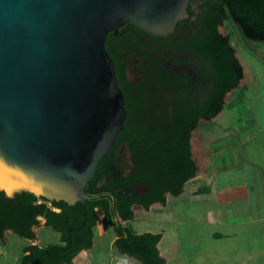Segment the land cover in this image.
Masks as SVG:
<instances>
[{
	"label": "water",
	"instance_id": "1",
	"mask_svg": "<svg viewBox=\"0 0 264 264\" xmlns=\"http://www.w3.org/2000/svg\"><path fill=\"white\" fill-rule=\"evenodd\" d=\"M190 3L0 0V192L7 200L30 193L75 206L89 198L85 189L127 121L109 34L128 20L169 36L190 17ZM118 152L132 164L127 142ZM112 171L119 178L121 165Z\"/></svg>",
	"mask_w": 264,
	"mask_h": 264
},
{
	"label": "trees",
	"instance_id": "2",
	"mask_svg": "<svg viewBox=\"0 0 264 264\" xmlns=\"http://www.w3.org/2000/svg\"><path fill=\"white\" fill-rule=\"evenodd\" d=\"M194 1H191L188 13L191 19L196 10L202 12L198 25L201 30L189 40L190 45H183V49L200 58L211 73V80H207L195 68L207 100L196 108L184 104L165 119L152 118L143 124L145 119L139 118L134 127L125 124L126 130L120 132L119 137L127 130L132 131L126 139L135 156L142 158L139 175L122 181L112 179L111 185L103 190L104 194L95 191L94 179L85 189L89 198L84 203L69 206L65 202H52L59 208L56 212L46 204H38V198L33 194L22 193L14 200H7L0 192L1 240L7 231H12L21 238L34 241L32 227L39 225L38 216H43L46 226L61 235L57 244L27 245L19 264H72L82 251L93 248L94 228L99 222L105 231H114V246L121 254L141 264H165L158 249L162 235L136 233L131 225L134 220L132 207L139 205L149 210L154 204L166 206L169 194L177 199L171 203L175 207L183 197L187 183L199 172L192 153L193 133L203 122H210L223 112L226 96L237 90L244 78L232 34L223 35L219 28L229 24L240 38L264 42V0H202L197 9L192 6ZM178 32L179 29L174 34ZM164 55L167 57L168 54ZM157 74L161 76L162 72ZM125 95L129 109L130 99ZM119 137L102 167L111 163L110 157L119 145ZM134 184L143 185L141 192L133 191ZM207 192V188H201L195 194Z\"/></svg>",
	"mask_w": 264,
	"mask_h": 264
},
{
	"label": "rangeland",
	"instance_id": "3",
	"mask_svg": "<svg viewBox=\"0 0 264 264\" xmlns=\"http://www.w3.org/2000/svg\"><path fill=\"white\" fill-rule=\"evenodd\" d=\"M220 30L223 34H232V43L236 49L237 58L243 65L246 74L253 75L256 78L255 90L264 95V42H253L244 37L240 38L232 25L229 24ZM256 106L259 117L264 119V96ZM234 121L235 112L230 108H225L223 114L219 115L216 120L202 123L201 128L207 130H203L205 131L204 133L199 131L194 136V159L200 162L201 165L202 162L208 161L210 148L208 147L209 140L206 131L214 129L222 135L224 131L222 129L225 127V129L231 128L230 126ZM246 171L247 175L244 176L234 173L218 178L216 185L219 187L225 183H233L244 179L248 181L249 188H260L259 181L263 179L261 174L258 172L257 174L255 169L250 167H246ZM203 184L204 181L197 178L188 182L185 186L183 197H180V200L178 199L179 201H177L175 207L171 203L177 199L168 196V204L166 206L154 205L149 211L136 208L134 210V220L131 222L132 228L136 233L153 232L160 234L165 232L166 235L162 243H160V249L163 252H168L171 258L167 264H243V258L239 256L240 247L241 251L247 247L246 251L248 253L255 254L257 252L259 254L256 249L264 247V241H251L250 236H248L249 241L246 243L243 234L238 233L234 241H226L227 250L229 251L227 252L230 256L215 259L212 256L206 258L202 255L208 248L220 252L226 247L223 241L213 239L202 232V229H208V227L203 228L200 225L192 224L193 218L198 221L202 219V213L205 210L202 202L206 198L205 195L200 197L194 195L199 186L202 187ZM252 196L254 201V194ZM261 204L264 205L262 197ZM100 216L102 217L101 213ZM34 232L36 239L33 242L40 246L60 242V233L51 227H45L43 219L40 220V225L34 229ZM94 233V246L88 255L93 260L92 264H141L138 260L127 257L118 251L116 246H114L116 238L112 229L105 231L102 223L99 222L94 228ZM31 242V240L28 241L21 238L12 231H7L4 239H0V264H19L18 259L23 255V249ZM250 261L252 264H264V259H260L259 256L252 258ZM87 262L88 264L90 263L89 260Z\"/></svg>",
	"mask_w": 264,
	"mask_h": 264
},
{
	"label": "flooded vegetation",
	"instance_id": "4",
	"mask_svg": "<svg viewBox=\"0 0 264 264\" xmlns=\"http://www.w3.org/2000/svg\"><path fill=\"white\" fill-rule=\"evenodd\" d=\"M202 3V0H195L192 6L197 9ZM201 13L200 10H196L195 16L178 24L177 29L180 32L174 34L175 31L165 37L143 32L128 20L119 28L118 32L109 34L106 48L115 64L118 85L124 96L127 94L130 99L129 109L126 106L127 121L125 124L128 126H136L139 118L145 119L143 124H147L152 118L165 119L184 104L196 108L207 100L205 88L199 82V74L195 68L197 67L207 80H211V73L200 58L183 49V45H190L189 40L199 34L201 29L198 25L201 22ZM223 27L219 28L221 34L223 33L220 29ZM165 53L168 54L167 57L164 55ZM157 72H162L161 76ZM143 102L144 104H142ZM131 133L132 131L127 130L124 135L118 136L119 145L115 149L113 157H110L111 163L103 167L100 165L94 177L97 193L104 194L103 190L111 185L112 179L122 181L139 175V164L142 158L135 156L130 145L132 164L125 162L118 152L123 143L129 144L126 137ZM117 163L121 165L122 172L119 178H114L112 168ZM104 178H108V181L100 190H97L96 188ZM121 188L123 187L121 186ZM132 188L134 192H141L143 185L134 184ZM45 200L38 198V204H46L51 209L59 210L53 206L52 202ZM135 206L139 205H134L132 210ZM139 207L144 209L142 206ZM36 219L39 225L40 220L43 219L45 227H47L46 219L43 216H38ZM39 225L32 227V230L34 231Z\"/></svg>",
	"mask_w": 264,
	"mask_h": 264
},
{
	"label": "crops",
	"instance_id": "5",
	"mask_svg": "<svg viewBox=\"0 0 264 264\" xmlns=\"http://www.w3.org/2000/svg\"><path fill=\"white\" fill-rule=\"evenodd\" d=\"M255 79L253 75L246 74L244 70V78L239 88L226 96L224 110L225 108L232 109L235 112V121L231 124V128L225 129V127L222 129L224 130L222 135L214 129L206 131L209 140L208 147L210 148L208 161L202 162L201 165L193 156L199 167L196 178L204 181L199 189L204 190L207 188L208 192L194 194L197 197L205 195L206 198L202 201L205 208L202 219L198 221L193 218L192 224L200 225L203 228L208 227V229H202V232L213 239L223 241L224 246L226 245L224 250L220 252L208 248L202 254L206 258L212 256V258L221 259V257L230 256L228 255L226 241H234L238 233L243 234L246 243L249 241L248 236H250L251 241H264V205L261 204V197L264 199V119L259 117L256 106L264 95L255 90ZM216 119L217 117L213 120ZM203 130L207 129L200 127L193 133L192 153L194 136L199 131L204 133ZM246 167L255 169L256 173L261 174L263 179L259 181L260 188H249L248 181L244 179L233 183H225L219 187L216 185L217 179L223 176L234 173H238L240 176L247 175ZM243 178L246 179L247 177ZM252 194L255 197L254 201ZM136 208L141 207L135 206L133 212ZM216 228L218 229L216 230ZM144 233L153 232L138 234ZM160 234L162 235L160 243H162L166 234L165 232ZM160 243L158 245L160 256L165 259V264H167L171 258L168 252H163L160 249ZM31 244L39 245L33 241ZM263 249L264 247L256 249L259 251V255L257 252L255 254L248 253L246 251L247 247L241 251L240 247L239 256L243 258V264H252L250 261L252 258L259 256L260 259H264ZM91 250L82 251L72 264H88V262L86 263L87 260H89V264H92L93 260L88 256Z\"/></svg>",
	"mask_w": 264,
	"mask_h": 264
},
{
	"label": "built area",
	"instance_id": "6",
	"mask_svg": "<svg viewBox=\"0 0 264 264\" xmlns=\"http://www.w3.org/2000/svg\"><path fill=\"white\" fill-rule=\"evenodd\" d=\"M54 211H56V212H58L59 210H57V209H53Z\"/></svg>",
	"mask_w": 264,
	"mask_h": 264
}]
</instances>
